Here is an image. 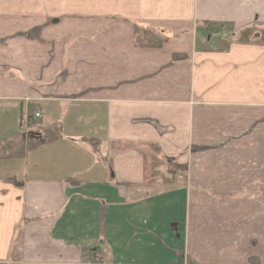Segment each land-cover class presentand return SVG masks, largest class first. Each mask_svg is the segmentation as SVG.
Here are the masks:
<instances>
[{"label":"crops","instance_id":"obj_1","mask_svg":"<svg viewBox=\"0 0 264 264\" xmlns=\"http://www.w3.org/2000/svg\"><path fill=\"white\" fill-rule=\"evenodd\" d=\"M137 26L167 42L136 46ZM248 27L264 0H0V145L60 131L0 159V264H264Z\"/></svg>","mask_w":264,"mask_h":264},{"label":"trees","instance_id":"obj_2","mask_svg":"<svg viewBox=\"0 0 264 264\" xmlns=\"http://www.w3.org/2000/svg\"><path fill=\"white\" fill-rule=\"evenodd\" d=\"M135 45L139 47H148V48H159L165 42H167V37L161 32H157L151 28L137 26L135 29ZM234 40L238 43L243 44H264V29L248 27L244 30L240 31L235 35ZM225 42L221 43V47L224 48ZM32 125H41L37 122ZM33 127V126H32ZM19 134L13 135L10 138H7L0 145V159H24L26 154L39 147L41 144L45 142H53L60 137V131L56 128H48L44 129L43 133L36 135L37 138H30L26 140H19L17 137ZM164 159L159 157V155L155 152L153 155L152 161V170L153 173L159 174V176H163L162 169L164 167L163 163ZM174 168L173 170H175Z\"/></svg>","mask_w":264,"mask_h":264},{"label":"rangeland","instance_id":"obj_3","mask_svg":"<svg viewBox=\"0 0 264 264\" xmlns=\"http://www.w3.org/2000/svg\"><path fill=\"white\" fill-rule=\"evenodd\" d=\"M212 41H213V43L215 42V40H212ZM212 46H213V45H212ZM41 126H42V125H41ZM39 129H40V130H39ZM40 132L43 133V128H42V127H38V125H35V126H33L31 129H29V133H28L29 135H28L27 137L19 135V136L17 137V139H19V140H26V139H30V138H37L36 135L40 134ZM23 137H25V139H23ZM163 163L166 164L167 161L164 160ZM99 260H100V259H99Z\"/></svg>","mask_w":264,"mask_h":264},{"label":"built area","instance_id":"obj_4","mask_svg":"<svg viewBox=\"0 0 264 264\" xmlns=\"http://www.w3.org/2000/svg\"><path fill=\"white\" fill-rule=\"evenodd\" d=\"M35 117H36V118H39V117H40V115H39V114H36V115H35Z\"/></svg>","mask_w":264,"mask_h":264}]
</instances>
